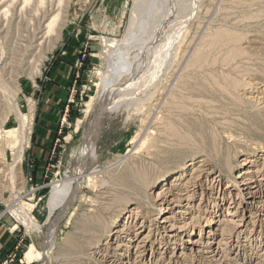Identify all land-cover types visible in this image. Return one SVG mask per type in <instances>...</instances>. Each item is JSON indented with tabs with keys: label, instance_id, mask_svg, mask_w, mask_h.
Returning <instances> with one entry per match:
<instances>
[{
	"label": "rangeland",
	"instance_id": "rangeland-1",
	"mask_svg": "<svg viewBox=\"0 0 264 264\" xmlns=\"http://www.w3.org/2000/svg\"><path fill=\"white\" fill-rule=\"evenodd\" d=\"M23 1L6 0L0 8V264H109L101 256L107 244L114 249L116 240L125 244L149 230L155 237L156 192L170 182H188L202 170L218 177L222 187L230 183L236 199H245L236 175L264 163V101L252 92L264 88V0H70L64 25L50 43L52 35L31 40L30 9L38 0H28L22 10ZM133 16L134 37L146 27L137 37L141 42H132L131 54L138 55L137 67L145 56L147 66L156 56L153 72L136 70L131 81L121 78L106 106L101 99L108 67L105 40L125 42ZM150 48L154 52H147ZM13 98L29 123L19 163L13 147L24 136ZM110 105L118 108L105 116ZM93 132L95 158L90 159L80 152ZM80 172L88 176L70 206L50 215L55 184ZM200 201L197 193L174 209ZM219 204L218 213L226 215L220 225L213 224L219 244L208 243L210 212L205 213L184 237L201 240L199 252L186 250L179 264H264V217L256 224L248 218L238 227L242 213L227 214L222 208L228 202ZM15 209L29 212L40 229L27 228ZM133 220L137 225L125 230ZM118 228H124L119 237ZM209 245L220 246L219 253ZM31 247L41 255L28 258ZM182 248L179 244L177 254ZM146 259L150 264V252Z\"/></svg>",
	"mask_w": 264,
	"mask_h": 264
},
{
	"label": "bare ground",
	"instance_id": "bare-ground-1",
	"mask_svg": "<svg viewBox=\"0 0 264 264\" xmlns=\"http://www.w3.org/2000/svg\"><path fill=\"white\" fill-rule=\"evenodd\" d=\"M5 1L6 0H0V8L4 6ZM17 1L18 0H12V3L14 5L16 3V5H17ZM69 1L70 0H38V5L35 4L34 9H30V11H33L32 19L30 21V23H31L30 28L31 29H30V31H28V32H30L31 40L32 39H38L39 40L40 38L43 39L44 36L46 38L49 35L53 36L55 33H57L59 31L60 28H62V25H64L63 22H65V20H63V19L65 17V13H67V10L69 7ZM23 2H24V4L22 7V10L26 6L29 7V1L28 0H24ZM154 2H156V1H154ZM7 11H8V8L3 9V12L5 14H7ZM53 13H55V14L52 16ZM137 23H138L137 17L136 16L131 17L129 28H128L125 36H124L126 38L125 42L124 41L117 42V40H112V39L105 40L103 55H104L105 59L108 61V67H107V71H106L105 75H103V77H102L101 84H102L103 93L105 95H102L101 99L102 98L105 99V100H103V102L106 106L108 104V100H110V98L112 97V94H114L118 89L121 88V85H119L121 83L120 82L121 78H124V77L127 78L128 77L131 81V78H133L132 77L133 72L135 73L136 70L139 72L140 75H144L146 73L153 72L151 65H152V62L154 61V59L156 58V56L154 57L153 61L151 60L152 62L149 61L151 63H150V65L148 63V66L146 64H143V63H146V61H147L146 60L147 56H145L144 60L143 61L140 60L141 62H139V64L141 63V66L138 64L139 67H137L135 59L138 58L137 57L138 55H136L135 53L133 55L131 54L132 51L135 50V47H136V46H131L132 42L133 41L136 42V40H140V42H141V37L139 39L137 37L142 35V33L144 32V29L146 27V26L145 27L139 26L142 29L141 30L139 28L142 33L140 32L139 35H137V33H136L137 36L134 37L135 26L137 25ZM163 27L164 26H162V28ZM222 29H223V27H222ZM151 32H152V30H151ZM217 32H219V31H217ZM40 34H41V36L39 38L38 35H40ZM222 34H224V33H222ZM226 34H227V32H226ZM217 37L218 36H216L215 39H217ZM221 37H222V35H221ZM51 39H57V38H55L54 36L50 37V39H48L49 43L51 42ZM219 40H220V38H219ZM151 42H149V44ZM33 43L34 42L32 41L31 44H29L28 48L32 47ZM144 46H147V45H144ZM137 47L138 48L140 47L142 49V46H137ZM153 47H154V49L157 48L156 46H153ZM147 49H146V51H147ZM142 52L144 53L145 50H143ZM147 52H149V53L154 52V50L152 51L150 48V51H147ZM201 52H202V50H201ZM149 53H148V55H149ZM200 58H201V56H200ZM152 76H154V75H152ZM150 81H152V79ZM122 84L124 85V83H122ZM218 84H219V82H218ZM106 91L108 92L107 94L105 93ZM251 91H252V89H251ZM252 92H256L258 95L260 94L259 99L262 98L263 99L262 101H264V95H263L264 94V88L263 87H262V89L253 90ZM13 105L16 109V113L18 114V117L20 120V129L19 130H20L22 136H24V140H23V142H20V144H18V141H15L17 143V145L14 147L10 144L13 147L14 154L16 153V155H17V161L16 162L19 163V162H21V159H22L24 147L27 144V142H29V137L26 136L28 128H29V123H28L27 117L25 115H23L22 112L19 110V107L17 105V101L15 98H13ZM13 105H12V107H13ZM116 108H118V105H112V106L110 105L108 107V110L105 108V110L103 111V114H105V113L108 114L109 112H111L113 109H116ZM106 114H105V116H106ZM96 132H97V130H96ZM95 133L93 132L91 134V136L89 137V140L87 141V143L84 145L83 149L80 152L82 156H85V155L89 156L90 159L95 158V144H96ZM0 135H2V134H0ZM263 167H264V163H263L262 167H260L259 164L258 165L252 164L246 170L240 171L236 175V180H235L236 185L239 187L240 193L245 196V199L244 200L241 199L240 201L238 199H236L233 195H231V189L228 191V188H230V186H231L230 183L226 187H222L220 185L221 183H220V179L218 177H216V176L211 177L212 176L211 172H207V171L205 172L203 170L196 172V175L193 176V179H190V181H188L189 180L188 179L187 180L188 182H186V181L185 182L181 181L178 183L177 182L176 183L170 182L167 187H161V189L158 190V192H156V194L153 198V199H155L154 200L155 203L153 204V206L156 208V210H158V213H157L158 215H156V216H158V218L154 217V220H153L154 221L153 223L156 225V230H157L155 237H153V239H152L153 233L151 234V230H149L150 232L148 233V235H146V237H144V236L141 237L142 234H138V232H137L134 234V238L130 237V239L127 241L128 243H125V244H123V243L118 244L117 243L118 240H116L117 242H116V246L114 247V249H113L111 244H107V246L108 245H110V246H108V247L106 246L105 249H103L101 251L102 252L101 256H102L103 260L109 262V264H146L147 263L146 254L148 252H150L151 253V259H150L151 263L150 264H158L159 263L158 262L159 259H157L158 254L159 255L161 254L160 255L161 257H163L162 255H164V258H163L164 260L162 259V262H164L163 264H179L180 259L183 256V254H185L186 250L189 249L192 252H196L195 254H197L199 252L198 248L200 247V245H202L200 243L201 240L193 239L190 236V234H189V238L187 240H185L184 237L187 236L189 233L188 232L189 225L190 226L193 225L196 222V219H198V218H202L204 220V218L206 217L205 215L208 214V212H210L209 213L210 216H208V219H207V221L210 223H208V224L206 223V225H208V227L210 226V230L208 233L209 234L208 235V243L215 244L216 242L219 241V240L218 241L215 240L216 239L215 235L218 236L219 234L213 228V224L219 223V225H220V223L222 221H224L223 217L226 216L223 213V211L221 213H218L220 201L222 204H223V202L224 203L228 202L229 205L227 206V208H222V210L223 209L228 210L227 214H237L239 212L242 213V215L239 218L238 223H237L238 227L245 225L246 222L249 221L248 218H252V221H254L255 224L258 223V221L263 219V217H264V172L262 171ZM183 173H184V171H181L180 173L176 174L175 175L176 180L177 179L179 180L181 178V176H183ZM144 175L142 176L141 180H143L144 183L147 185L148 180H146V175L145 176ZM259 175H261V177H259ZM85 176L87 177L88 175L85 174L84 176H82V174L80 172L77 176L68 177V178H66L65 181L63 180V181L57 182L55 184L53 194H52V196L49 200V203H48L50 215H52L56 209L61 208V209L65 210L68 208V206H70V204L72 203V201L75 197L76 191L80 187V184L83 180V177H85ZM69 178H71V179L68 180ZM145 180H146V182H145ZM216 184H218V188H217ZM197 193L198 194L200 193V195H201V201L199 202L200 203L199 206L193 207V205L190 206V205L185 204V205H183V208L181 210H175L174 209L176 202H181L182 200L186 199L190 203V200H192V198ZM228 198H230L229 201H227ZM240 198H242V197H240ZM256 203H257V205H256L257 209L255 211H252L251 214H249L248 212L252 209V205H255ZM151 204H152V202H151ZM208 205L213 207V209L211 211L207 210ZM231 205H233V208H235L233 213H231L233 211L232 209H230ZM243 205H245V206H243ZM240 208L242 210H240ZM23 210H19V209L16 210L15 209V210H13V213L20 216L21 217L20 219H23V223L25 224V226L27 225L26 226L27 228L30 226L32 228L39 230L40 225L37 224L36 220H34V218L30 215L29 212H27V211L25 212V209H23ZM140 210L135 212L136 216L139 214ZM258 211H260L261 214L257 213ZM188 216L190 217V221H186V219L189 218ZM129 217H133V215H130ZM159 217H160V219H159ZM215 217H217V218L219 217V218L216 219ZM253 217H256L257 221L253 220ZM231 220H230V222H231ZM232 221H236V220H232ZM133 222H134V220H133ZM177 223H182V224L177 225ZM125 225H124V227H125ZM135 225H137V223L132 224V225L129 224V225H127V228L125 230L130 231L131 228L134 227ZM143 225L144 224H141L140 228L143 227ZM123 229L124 228H122V229L118 228V230L116 231L117 236L122 231L124 232ZM149 229H152V228H149ZM232 229H234V228H232ZM230 231H231V229H230ZM220 235L223 236L225 234L220 233ZM150 237H151V239H150ZM171 244L174 245V250L171 253V255H169L168 257L165 258V256H167L165 254H168L169 250L172 247ZM179 244H182L183 248H182L180 254H177L176 248L177 247L179 248ZM218 244H219V242H218ZM207 247L210 248V250L209 249L208 250L211 252L213 251V252L219 253V251H220V246L213 248L212 245H209ZM110 248H112L113 250H111ZM132 248L136 249L135 257H133V255L130 254ZM116 249H119V250L122 249V252L118 253ZM39 255H41V254L35 253L34 249L32 247L27 252V256L30 259L31 258L33 259L35 256L39 257ZM224 255H225V253H224ZM99 256H100V253H99ZM218 258H219V256H218Z\"/></svg>",
	"mask_w": 264,
	"mask_h": 264
},
{
	"label": "crops",
	"instance_id": "crops-1",
	"mask_svg": "<svg viewBox=\"0 0 264 264\" xmlns=\"http://www.w3.org/2000/svg\"><path fill=\"white\" fill-rule=\"evenodd\" d=\"M49 95V94H48ZM49 96H52L53 97V91L51 92V94ZM55 99V100H54ZM54 101L58 102L59 103V99L56 97V98H53Z\"/></svg>",
	"mask_w": 264,
	"mask_h": 264
}]
</instances>
